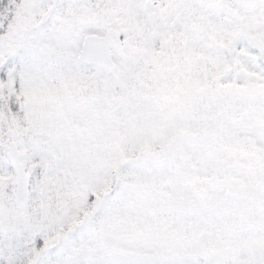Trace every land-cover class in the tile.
Segmentation results:
<instances>
[{"label":"snow or ice","instance_id":"obj_1","mask_svg":"<svg viewBox=\"0 0 264 264\" xmlns=\"http://www.w3.org/2000/svg\"><path fill=\"white\" fill-rule=\"evenodd\" d=\"M0 264H264V0H0Z\"/></svg>","mask_w":264,"mask_h":264}]
</instances>
